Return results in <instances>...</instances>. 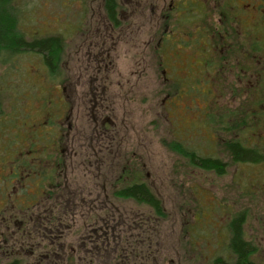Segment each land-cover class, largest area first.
<instances>
[{
	"label": "flooded vegetation",
	"instance_id": "af4514ba",
	"mask_svg": "<svg viewBox=\"0 0 264 264\" xmlns=\"http://www.w3.org/2000/svg\"><path fill=\"white\" fill-rule=\"evenodd\" d=\"M116 1L115 17L101 0L74 28L81 33L58 89L60 111L0 124V264H160L158 216L116 194L133 179L157 183L137 141L153 144L160 131L144 127L134 143L120 114L130 84L141 97L158 94L156 117L161 83L183 88L163 93L173 117L177 109L201 118L204 106L212 116L215 89L239 99L218 119L264 116V0ZM192 79L211 91L197 92Z\"/></svg>",
	"mask_w": 264,
	"mask_h": 264
},
{
	"label": "rangeland",
	"instance_id": "374dc122",
	"mask_svg": "<svg viewBox=\"0 0 264 264\" xmlns=\"http://www.w3.org/2000/svg\"><path fill=\"white\" fill-rule=\"evenodd\" d=\"M100 1L13 0L20 12L18 30L25 37H61L64 52L61 53L58 65L60 80L67 74L70 75V71H67L71 66L69 58L80 38L77 34L81 32L76 34L74 28L79 23L80 27L86 25ZM123 66L125 65L121 63L122 70ZM130 73L128 69L127 76L135 82L137 78ZM45 75L46 66L42 53H20L0 59V114L8 115L10 109L15 107L10 112L14 116L19 108L23 114V118L18 117L19 123L26 126L25 122L29 125L35 123V118L40 115V106L44 107L49 99L53 101L51 110L54 113L60 111L62 106L57 94L60 80L53 84ZM192 84L197 92L211 91L205 88L209 84L202 79H192ZM27 87H31L32 95L25 94L23 97ZM126 91L128 100H125L126 104L123 103L120 114L126 117L131 141L135 140V134L143 133L139 130L144 127L160 131L158 141L153 144L146 139L137 141V144H142L148 150L145 154L148 157L150 177L153 182H157L154 189L163 202V214L158 215L160 264H211V259L218 255L229 256L227 245L230 235L227 226L239 214L244 215L245 237L257 247L252 259L257 264H264V159L259 162L237 163L232 161L226 147L227 142L236 139L256 148L258 156L264 157V116L252 115L253 118L246 121H238L226 115L218 119L219 114L227 113L233 106H237L239 99L234 101L229 91L225 90V95H221V91L216 89L215 96L211 99L212 116L207 113L205 106L203 109L199 108L202 113L201 118L198 116L199 119L195 116L198 113L193 110L183 115L176 109L177 116H172V120L179 130L185 128L183 133L187 135V144L202 157L218 158L226 164L221 165L222 169H206L189 164L182 153H175L169 148L171 142H181L173 136L172 124L164 116L165 110L160 107L161 115L155 116L154 96L144 101L140 96V89L136 86L133 88L131 84ZM65 93L71 95L70 87L66 88ZM130 93H133V97ZM202 100L199 97L200 105ZM222 105L228 110H219L218 107ZM178 114L183 115L182 119ZM260 114H264V110ZM245 123L254 130L248 132ZM256 131L258 135L254 134ZM131 205L128 201V206Z\"/></svg>",
	"mask_w": 264,
	"mask_h": 264
},
{
	"label": "trees",
	"instance_id": "16d2710c",
	"mask_svg": "<svg viewBox=\"0 0 264 264\" xmlns=\"http://www.w3.org/2000/svg\"><path fill=\"white\" fill-rule=\"evenodd\" d=\"M118 3L116 0H107V8L113 17L116 16V7ZM19 8L14 5L13 0H0V59H6L7 57L15 54H33L42 53L44 57V64L46 66V79L54 84V81L57 82L60 80L58 65L60 61L61 53L64 52V45L62 44V39L60 36L51 35L47 37L41 38H32L28 39L25 35L18 30V22H19ZM172 44V43H171ZM165 45H169L166 41ZM175 45H171L169 48L173 49ZM61 75V74H60ZM162 77V75H160ZM162 80V79H161ZM63 81L62 79L60 80ZM31 87H27L24 91V95H32L30 92ZM182 90L183 88L177 85L176 88H171L167 84H162L159 86V108L161 110H165L164 116L169 120V124H172L171 131L174 137H177L181 142L173 141L169 144V148L175 153H182L183 156L188 160L189 164L204 167L206 169H222L221 165H226L222 163L218 158L204 156L198 154V152L190 147L187 144L186 136L178 132V128L175 126L172 120L171 112L164 107L162 104V97L164 92L174 93L175 90ZM157 90V91H158ZM157 93L153 91V93H145L143 95L144 101H148L150 96H154V101L157 98ZM161 98V99H160ZM51 99L44 104V107L41 108L40 113L48 112L54 113L51 110L50 105H52ZM19 106V104L17 105ZM16 106V107H17ZM67 107V106H66ZM12 109H15L13 107ZM10 109V112L11 110ZM15 115L12 116L9 112L8 115L4 113L0 114V124L5 123L4 120L8 118H15L16 122L18 121V117L23 118V114L21 109L17 108ZM161 115V113H159ZM12 116V117H11ZM246 127L247 123H245ZM160 136V132H159ZM226 147L231 156L232 161L234 162H259L264 159V157H259V151L256 148L249 147L244 145L239 140L232 139L227 142ZM144 174L135 177H143ZM156 191L151 188L147 182H143L139 179H133L128 182V184L116 190L117 195H123L128 199L131 198L137 202V204H144V206L149 207L154 213L158 216L163 214V202L160 197L156 194ZM244 215L239 214L235 216L228 224L227 230L229 231V242L227 245V250H229V256L223 257L222 255H218L211 259V264H257L252 259V255L256 252L257 247L254 243L248 240L245 237L244 233Z\"/></svg>",
	"mask_w": 264,
	"mask_h": 264
}]
</instances>
